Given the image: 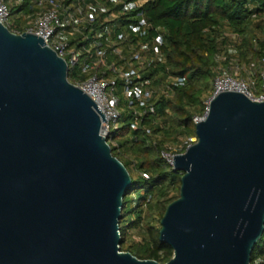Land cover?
<instances>
[{"label": "water", "instance_id": "obj_1", "mask_svg": "<svg viewBox=\"0 0 264 264\" xmlns=\"http://www.w3.org/2000/svg\"><path fill=\"white\" fill-rule=\"evenodd\" d=\"M95 101L45 39L0 23V264H160L121 251L132 185ZM174 157L161 221L167 264H251L264 234V102L222 92Z\"/></svg>", "mask_w": 264, "mask_h": 264}, {"label": "trees", "instance_id": "obj_2", "mask_svg": "<svg viewBox=\"0 0 264 264\" xmlns=\"http://www.w3.org/2000/svg\"><path fill=\"white\" fill-rule=\"evenodd\" d=\"M146 11L165 39V60L148 75L155 84L168 83L173 77H186V83L174 88V98L159 100L154 117L139 121L143 127L149 125V132L133 128L137 119L128 101L121 99V127L111 132L108 142H116L112 153L131 177L132 170L138 172L123 199L121 251L167 264L174 250L160 241L161 221L168 206L180 198L183 173L170 166L161 151L169 141L179 143L196 135L193 118L204 115V98L212 95L214 80L224 66L238 61L260 63L264 57V37L259 36V32L264 35V0H150ZM35 12L34 0H24L12 9V16ZM260 67L253 70L258 94L263 85ZM74 76L80 77L77 71ZM134 232L141 234L140 241L125 248ZM251 264H264V234L254 247Z\"/></svg>", "mask_w": 264, "mask_h": 264}, {"label": "built area", "instance_id": "obj_3", "mask_svg": "<svg viewBox=\"0 0 264 264\" xmlns=\"http://www.w3.org/2000/svg\"><path fill=\"white\" fill-rule=\"evenodd\" d=\"M23 2L0 0V23L14 34L30 33L45 39L47 46L67 62L68 76L74 80L70 82L86 92L106 114L108 122L102 124V135L107 142L111 132L121 127L123 113L116 77L122 82L128 109L137 119L133 128L148 132L139 121L156 115L159 97L185 85L186 77H173L158 86L148 75L165 60L164 36L147 18L150 0H34L33 21L19 29L10 21L12 9ZM260 65V94L253 91L254 82L226 72L218 75L204 115L194 117L195 126L206 119L211 101L222 92H239L253 102H264V57ZM255 68L256 63L248 66L249 71ZM75 71L83 78L75 77ZM196 142L197 136L189 137L178 152L164 148L161 155L174 168V157ZM108 144L116 146L115 141Z\"/></svg>", "mask_w": 264, "mask_h": 264}, {"label": "rangeland", "instance_id": "obj_4", "mask_svg": "<svg viewBox=\"0 0 264 264\" xmlns=\"http://www.w3.org/2000/svg\"><path fill=\"white\" fill-rule=\"evenodd\" d=\"M33 19H34V17L30 13H28L25 17H23V15L22 16H18L16 14V15H13L12 16L11 21H10V24L13 25V26H17L19 29H21V28H24L29 22L33 21ZM227 36H230L231 37L232 35L227 33ZM259 36L260 37H264L263 33H260V32H259ZM231 50H233V49H231ZM223 58L224 59L222 61L224 62L226 60L227 56L225 55ZM252 63H255V62H252ZM258 65H260V63L256 62V68H255V70L259 69L260 66L258 67ZM248 66H249V63L248 62L238 61L236 64L235 63L234 64H231V66H229V67H225L224 66L225 68L223 67V71L222 72H226V73L233 74V75L237 76L238 78L244 79L245 81L250 82V83H253L254 82L253 91L257 93V79L254 76L255 74L253 73V71H249L248 70ZM261 71H262V68H261ZM116 79L120 83V86L118 88V90H119L118 91V94L121 97V99H125L124 98V95H123V86H122L121 80L118 77H116ZM250 79H251V81H250ZM157 85L158 86H163V83L160 82V84H157ZM174 94H175V91H170V93L167 96H165L164 99H166V100L167 99H172V98L175 97ZM158 99H161V97H159ZM209 99H210V96L209 97L206 96L204 98V105H205V107L208 105ZM193 120H194V118H193ZM152 124H155V122H153ZM158 124H159V121H157L155 125H158ZM148 126L149 125H145V128L148 129ZM195 136H191V137H195ZM184 142L185 141H182V142H179V143L178 142H171V141H169L165 145H166V148H168L172 152L176 153V152H178L181 149V146L184 144ZM131 173H132V177L134 179H137L138 172H135L134 170H132ZM173 194L174 193H171V196ZM140 239H141V234L139 232H134L132 239L126 241V244L124 245L125 248L130 247L131 244H132V241H134V240L135 241H140ZM123 252H127V251H123Z\"/></svg>", "mask_w": 264, "mask_h": 264}]
</instances>
